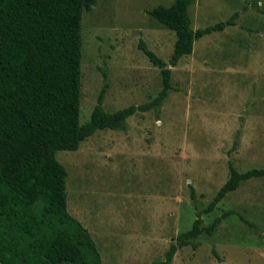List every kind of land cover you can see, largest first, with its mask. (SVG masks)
Listing matches in <instances>:
<instances>
[{
  "label": "rangeland",
  "instance_id": "rangeland-1",
  "mask_svg": "<svg viewBox=\"0 0 264 264\" xmlns=\"http://www.w3.org/2000/svg\"><path fill=\"white\" fill-rule=\"evenodd\" d=\"M173 1L98 0L84 11L80 124L105 83L106 112L157 96L160 70L139 44L169 63L175 33L148 12ZM188 12L193 30L239 16L169 66L172 90L158 109L56 152L68 173V213L89 231L102 264L161 260L199 214L207 227L227 211L213 235L179 249L171 264H264V177L202 214L229 179V163L238 172L264 169V0H194Z\"/></svg>",
  "mask_w": 264,
  "mask_h": 264
},
{
  "label": "trees",
  "instance_id": "trees-1",
  "mask_svg": "<svg viewBox=\"0 0 264 264\" xmlns=\"http://www.w3.org/2000/svg\"><path fill=\"white\" fill-rule=\"evenodd\" d=\"M97 2L0 0V264H102L91 234L68 213V173L56 152L76 151L98 130H125L134 114L158 109L172 90L169 66L191 55L195 41L235 25L239 16L193 30L188 10L194 0H174L150 10L148 14L176 36L168 64L139 44L160 70L161 90L148 103L110 113L103 108L105 83L89 120L80 124L81 21ZM259 177H264V169L238 172L229 163V179L202 214L213 212L242 182ZM231 214L223 213L207 227H202L199 214L164 258L151 264H171L179 249L203 233L213 235Z\"/></svg>",
  "mask_w": 264,
  "mask_h": 264
}]
</instances>
